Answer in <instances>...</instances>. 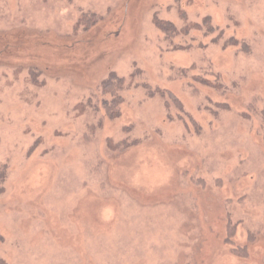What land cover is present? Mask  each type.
Returning a JSON list of instances; mask_svg holds the SVG:
<instances>
[{
    "label": "rangeland",
    "instance_id": "obj_1",
    "mask_svg": "<svg viewBox=\"0 0 264 264\" xmlns=\"http://www.w3.org/2000/svg\"><path fill=\"white\" fill-rule=\"evenodd\" d=\"M0 264H264V0H0Z\"/></svg>",
    "mask_w": 264,
    "mask_h": 264
}]
</instances>
